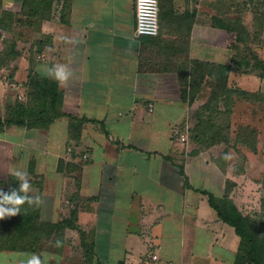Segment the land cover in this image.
Masks as SVG:
<instances>
[{
    "label": "crops",
    "instance_id": "obj_1",
    "mask_svg": "<svg viewBox=\"0 0 264 264\" xmlns=\"http://www.w3.org/2000/svg\"><path fill=\"white\" fill-rule=\"evenodd\" d=\"M166 1L173 3V14H188L190 25L171 23L153 40L135 36L133 0H55L48 18L28 23L33 52L27 60L18 53L24 65L12 74L14 87L24 98L29 75H35L56 80L60 90L77 89V113L85 122L74 138L66 118L43 130H0V177H17L19 171L40 180L23 193L39 197L42 222H52L44 220L46 212L56 221L75 214L78 229L64 231L62 254L53 253L58 259L67 253L68 241L77 247V256H69L80 257L81 231L93 244L92 264H234L239 238L207 198H221L227 182L229 198L243 215L264 217V139L257 137L255 151L238 144L216 154L212 147L188 154L178 139L180 108L167 100L180 96L175 72L168 71L178 66L180 54L230 66L229 88L264 95V78L245 69L242 57L233 59L231 37L215 15L226 18L239 9L264 18V0ZM41 40L46 41L42 51H49L46 59L37 52ZM261 47L264 63V43ZM57 67L65 69L64 81L56 79ZM196 107L194 101L182 112ZM236 116L243 121L234 126ZM231 119L232 133L250 126L261 134L264 102L235 97ZM45 179L72 196L64 215L59 202L47 196ZM43 253L0 250V264H28L32 256L41 264H57L45 262Z\"/></svg>",
    "mask_w": 264,
    "mask_h": 264
},
{
    "label": "trees",
    "instance_id": "obj_2",
    "mask_svg": "<svg viewBox=\"0 0 264 264\" xmlns=\"http://www.w3.org/2000/svg\"><path fill=\"white\" fill-rule=\"evenodd\" d=\"M54 1L23 0L21 10L23 14L20 15L24 16L28 23L35 25L49 17ZM0 4H2V0H0ZM158 8V34L162 28L167 25L170 26L171 23L176 26L190 25L188 14L184 13L174 17L177 14H173L172 2L159 0ZM2 15L0 17V30L12 33L10 21L14 15ZM6 19H9V22ZM16 22L21 23L20 20ZM240 23V19L228 16L225 22L220 24L228 34L232 35L229 47L233 51V59L236 56L242 57L245 69L256 71L261 78H264V63L254 53L250 46L249 36L246 35V29L243 26L240 27ZM158 34L157 36H159ZM156 37H153L152 40ZM180 39L182 41V37ZM45 42V40H41L36 44L37 52L43 49ZM6 44L11 49L10 53L13 59L16 58L18 52L15 51V43L11 41ZM251 60L253 61L252 64L250 63ZM166 70L167 66H163L160 71ZM177 70L180 71L177 80L182 83V88L179 87V97L167 98L170 102H183L185 99L190 102V100L195 99L193 97L194 92L200 90L207 80L211 81L210 102L206 107H201L200 112H198L209 115V118L206 119L207 128L203 121L195 124L192 130V140L206 149L224 143L233 148L240 144L251 151H255L257 133L250 126L238 127L234 139L231 140L232 107L235 97L244 101L260 103L264 102V95L229 88L227 78L231 71L230 66L195 60L190 61L189 67L184 66V68L180 67ZM26 87L29 92L26 91L22 100H15L12 104H6L4 116L0 114V130L10 127L43 130L56 119L66 118L71 138L79 133L85 120L80 118L77 113V89L73 93L68 88L63 91L59 89L56 80L52 78L41 79L35 75H29ZM187 90H189V97L185 96ZM9 180L10 185L4 189L0 188V194H11L15 191L19 196H27L32 202L29 203L28 200H25L24 204L18 206L19 212L16 215H6L0 218V250L39 254L43 250L40 244L45 239L49 242L47 249L55 254H62L65 245L64 231L66 229H78L75 225V214L58 223L51 224L40 221L39 197L20 191L19 178L10 176ZM226 186L225 194L221 198L211 194H207V198L210 207L216 212L219 220L231 227L239 238L234 264H264V217L253 218L243 215L229 198L230 183L227 182ZM79 233L81 234L79 244L81 255L78 259L69 257V264H92L93 244L82 238L83 233L81 231Z\"/></svg>",
    "mask_w": 264,
    "mask_h": 264
},
{
    "label": "rangeland",
    "instance_id": "obj_3",
    "mask_svg": "<svg viewBox=\"0 0 264 264\" xmlns=\"http://www.w3.org/2000/svg\"><path fill=\"white\" fill-rule=\"evenodd\" d=\"M229 1L231 2L233 0H229ZM22 4H23V0H2V4H0V17L3 16L2 14H13L14 15V16H12V19L10 21L11 22L10 25H11L12 30H13L12 33L0 30V113L2 116H4V113H5L4 110H5L6 104H12L15 101V99L19 100L17 98V97H19L18 95H20L21 98H23V92L21 91V89L19 91V89H17L16 86L14 87L15 80L13 79L14 76H12V74L15 73V71L18 69V67L20 65L23 66L24 62H22V60H19V58L13 59V57L10 53L11 49L9 46H7L6 43L11 42V41L13 42V40H15L16 41L15 51L20 53L21 56L24 57L26 60L29 57V55L33 52V50L29 49V41L27 39L28 38L27 29L29 28L28 20L24 16L20 15V14H23V12H21ZM238 5H239V3H238ZM176 6H177V9L184 10V9H181L183 7V4H181L180 6H179V4H176ZM173 13H174V11H173ZM175 13L177 14L174 16L176 18L179 15H181L182 11L176 10ZM184 13H182V14H184ZM215 15H217V17H216V19H218L217 21H219L221 23L225 22V20L228 18V16L240 19L241 20L240 27L243 26L246 29V30L245 29L244 30L246 32L247 37L249 36V42H251L250 46L252 49L255 48V49H253L254 53H256L257 56L262 55V47L261 46H262V43H264V18H261V17L257 16L256 14H255V16H249L247 14H242V12H240L239 9H235L234 14H226L227 15L226 18H225V16H223V14H222V17H220L219 14H215ZM17 20H20L21 23L18 24L16 22ZM215 23H216V21H215ZM23 30H24V32H23ZM19 33H20V35H19ZM228 36L231 37V41H232V35L228 34ZM231 41L229 42V44L231 43ZM162 42H163V40H162ZM179 49H180L179 51L183 52L182 46L179 47ZM39 55H44V58L46 59L49 57V51L43 50ZM180 55H178L175 58V61H177L176 64H178V66L173 67V68H169V70H168L169 72H172V70H173L175 72L174 76L176 78L179 77V74H180V71L177 69L180 67L184 68V66L187 67L188 66L187 64L189 61L186 59V57H182V55L181 56ZM155 57L157 58L158 63L159 62L162 63L160 60L161 58L157 54H155ZM26 60H25V64H26ZM19 62H21V63L19 64ZM151 68L153 69L154 66H152ZM161 68H162V66H159L160 70H161ZM207 81L204 84V86L201 88L202 90L199 93L200 97L198 99H192V100H190V102L187 99H185L183 102H177V106H179V108H180V116H181L179 126H177V128H179L178 139H180V136L183 135L184 140L182 142H183V145L184 144L186 145V146H183V148H184L183 150L187 151L188 154H193V153L198 154L199 152L203 153L204 150L206 149L201 144L199 145L192 140V132H193L192 130H193V127L195 126V124H197L199 121H203L204 126L207 128L206 119H207V117L209 118V115H207L205 113H204V115L198 113V112H200L199 110L201 107H206L208 105V103L210 102L211 97H209V96L211 93V86H210L211 81L210 80L208 82ZM174 85H177L178 88L179 87L182 88V83L180 82V80H177V84L175 83ZM1 90H4L3 93ZM194 101H196L197 107L195 109L189 108V109H187V112L184 111V113H183L182 112L183 108L188 107V105H192V103ZM164 102H166V101H164ZM174 103H176V102H173V105L176 106V104H174ZM253 118H254V116H253ZM241 119H242L241 117L236 116L233 119V121H234L233 125L234 126L239 125ZM242 121H243V119H242ZM245 123L246 122H244V124ZM250 124H252V123L249 120V125ZM231 125H232V119H231ZM262 125L259 124V131L261 132V134L263 133V135H264V132H263L264 131V124H262ZM255 131L257 133L256 136L259 135V136H257L258 139H261V138L264 139L263 135H261L258 132V130L255 129ZM233 132H235V131L233 130ZM230 138H231V140L234 139V133L231 132ZM256 141H257V138H256ZM182 142H180V143H182ZM226 146L229 147V149L231 147V145H226ZM211 147L213 150V154H216V152L219 153L220 149L226 148L224 143L223 144L219 143V144L213 145ZM231 148L233 149V147H231ZM245 150H247V149H245ZM3 176L0 177V188L4 189V188H7V185H10L11 182H9L10 181L9 177L12 175H8L6 177H3ZM19 180H20V186L24 182V180L27 181L29 186L32 184H37L38 182H40V180L38 178L36 179L34 177H28L27 175H24V180H21L20 178H19ZM44 183L45 184H43V187H44V190H45L47 196L53 200L55 199L56 202H59V207H60V209L62 208L61 214L64 215L63 212L65 211V209H67V207H69L72 204L71 203L72 196L68 195V194L63 195L62 190L60 189V185L59 184L54 185L55 181L52 179H49V180L45 179ZM245 199H246V197H245ZM69 203H70V205H69ZM67 219H69V218H67ZM44 220L45 221H52V222H44V223H51V224L58 223V222L62 221V220L56 221L57 219L55 216L51 219L48 212L45 213ZM40 245L43 248V250L41 252H44L42 255H44V261L45 262H49L50 260H52L53 263L56 262L57 264H69V261H70L69 255L71 253H73L74 256H77V254H76L77 251L74 250L77 248V247H75L76 244L71 242V241H68L69 248H67V250H66L67 253L62 255V257H63L62 259H60V258L58 259L57 256H55V254H53V252H51L49 249H47L49 246V242L47 240L44 239L43 243H41ZM51 255H53V256H51ZM75 258L78 259V257H75Z\"/></svg>",
    "mask_w": 264,
    "mask_h": 264
},
{
    "label": "built area",
    "instance_id": "obj_4",
    "mask_svg": "<svg viewBox=\"0 0 264 264\" xmlns=\"http://www.w3.org/2000/svg\"><path fill=\"white\" fill-rule=\"evenodd\" d=\"M135 14V29L136 37H155L159 31L158 22V2L157 0H133ZM177 134V132H176ZM175 134V135H176ZM183 141V135L180 136Z\"/></svg>",
    "mask_w": 264,
    "mask_h": 264
},
{
    "label": "clouds",
    "instance_id": "obj_5",
    "mask_svg": "<svg viewBox=\"0 0 264 264\" xmlns=\"http://www.w3.org/2000/svg\"><path fill=\"white\" fill-rule=\"evenodd\" d=\"M55 77L60 81L67 79V73L63 67H57L55 69ZM14 175L19 177L21 180H24V174L19 171L14 172ZM29 189V184L26 180L21 184L20 191L27 192ZM25 200H28L29 203L32 201L27 196H19L17 192L13 191L11 194H0V218L4 216L16 215L19 212L20 205L25 203ZM11 207H6V206ZM28 264H41L40 258L37 256H32L28 260Z\"/></svg>",
    "mask_w": 264,
    "mask_h": 264
}]
</instances>
